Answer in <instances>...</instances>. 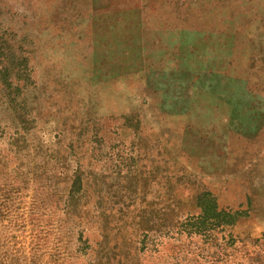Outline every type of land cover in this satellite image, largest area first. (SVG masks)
I'll return each instance as SVG.
<instances>
[{"label":"rangeland","instance_id":"374dc122","mask_svg":"<svg viewBox=\"0 0 264 264\" xmlns=\"http://www.w3.org/2000/svg\"><path fill=\"white\" fill-rule=\"evenodd\" d=\"M0 22L37 113L0 106V264H264V0H0ZM204 192L230 229L195 234Z\"/></svg>","mask_w":264,"mask_h":264},{"label":"trees","instance_id":"16d2710c","mask_svg":"<svg viewBox=\"0 0 264 264\" xmlns=\"http://www.w3.org/2000/svg\"><path fill=\"white\" fill-rule=\"evenodd\" d=\"M1 26H4L3 22H0V106L10 110L20 123L26 124L28 121L34 123L37 113L35 109L30 108L28 93H26L28 92L27 80L24 79L28 69L27 59L23 57L20 50L15 51L13 40L3 39ZM9 29V26H5V30ZM19 31V28L15 29L16 34ZM20 40H24V36ZM21 92H24L25 96H22ZM87 167H90L89 163L84 167L86 169L76 163L75 171L64 187L70 200H73L74 195L81 196L85 186L89 184L91 175ZM100 204V200H95L92 205L93 210L99 212V215L102 214ZM194 206L199 212L192 226L196 228L195 234L200 236L206 232H213L217 228H221V231L230 229L242 215L237 210L232 212L226 208L218 209L215 200L207 192L195 197ZM227 236L231 237V232Z\"/></svg>","mask_w":264,"mask_h":264}]
</instances>
